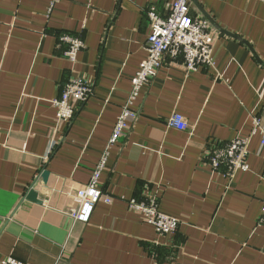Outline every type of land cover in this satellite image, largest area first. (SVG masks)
I'll return each instance as SVG.
<instances>
[{"label":"crops","instance_id":"1","mask_svg":"<svg viewBox=\"0 0 264 264\" xmlns=\"http://www.w3.org/2000/svg\"><path fill=\"white\" fill-rule=\"evenodd\" d=\"M198 1L243 41L213 27L215 69L187 73L181 59L165 56L101 174L113 202L100 201L89 222L72 227L73 195L90 181L147 56V10L165 15L173 0H0V260L264 264L262 136L250 142V169L231 182L201 163L211 144L250 134L252 112L264 123V2ZM191 13L202 17L192 2ZM62 32L86 43L76 63L65 56ZM71 76L93 83L94 95L60 126L52 101ZM174 112L188 130L168 126ZM32 186L41 204L27 199ZM155 197L181 220L176 233L158 235L128 203Z\"/></svg>","mask_w":264,"mask_h":264},{"label":"built area","instance_id":"2","mask_svg":"<svg viewBox=\"0 0 264 264\" xmlns=\"http://www.w3.org/2000/svg\"><path fill=\"white\" fill-rule=\"evenodd\" d=\"M264 2V0H259ZM150 33L146 43L147 56L132 79V85L119 116L117 117L112 134L104 148V151L92 171L90 181L86 185L77 188L74 198L77 205L67 213L77 223L89 222L96 205L100 201L112 203L113 199L100 188V177L106 168L110 150L121 137L125 136L135 122L139 113L135 109V103L142 89L149 85L157 76L164 64L165 56L171 55L175 59H181L187 73L199 71L201 68H216L214 54L213 26L203 20V17L194 16L191 13L190 0H173L167 14H161L156 6L147 10ZM60 42L67 45L65 56L71 63H76L80 52L86 48L84 39L76 33L62 32ZM222 77V72L218 73ZM94 95V85L84 77L71 76L64 84L61 94L52 101L56 108V121L58 125H69L75 119L79 108L85 105ZM253 128L248 135L239 133L226 143H216L204 149L201 163L212 172L223 169V173L231 182L238 171L250 169L248 156L252 138L260 134L264 145V123L260 115L254 112L250 115ZM169 127L180 130H188L190 127L186 118L178 112H174L167 122ZM52 143L49 153L55 149ZM131 208L143 216L146 223L152 225L158 235L174 234L178 231L181 220L178 217L168 215L159 209L158 199L147 198L144 200H129ZM258 224L264 225V198L262 200L261 214ZM0 264H27L25 261L8 256L0 260Z\"/></svg>","mask_w":264,"mask_h":264},{"label":"water","instance_id":"3","mask_svg":"<svg viewBox=\"0 0 264 264\" xmlns=\"http://www.w3.org/2000/svg\"><path fill=\"white\" fill-rule=\"evenodd\" d=\"M192 3H194V5L198 8V10L200 11V13L202 14L203 20L208 21L214 28H216L218 31L225 33L226 35H229L231 37L237 38L239 40H242V38L238 37L237 35L222 29L213 19L212 17L207 13V11L200 5L198 0H190ZM247 44V43H246ZM249 47L251 49H253L250 45ZM49 174L50 171L49 170H45L42 173V177L44 179V183H48V179H49ZM27 199L36 203H42L43 201L39 198V192L34 188V186H32V188L28 191L27 195H26Z\"/></svg>","mask_w":264,"mask_h":264}]
</instances>
